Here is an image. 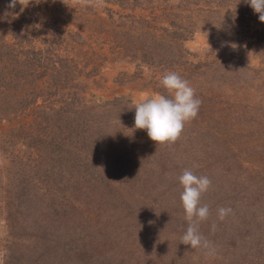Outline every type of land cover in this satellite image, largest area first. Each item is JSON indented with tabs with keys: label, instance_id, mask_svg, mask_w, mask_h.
<instances>
[{
	"label": "rangeland",
	"instance_id": "obj_1",
	"mask_svg": "<svg viewBox=\"0 0 264 264\" xmlns=\"http://www.w3.org/2000/svg\"><path fill=\"white\" fill-rule=\"evenodd\" d=\"M11 3L0 0V264H156V251L169 256L158 264H264L258 14L244 0ZM168 71L202 104L157 145L134 107L170 97ZM185 169L211 180L201 204L210 193L232 209L198 225L211 255L181 243ZM160 208L167 245L147 232Z\"/></svg>",
	"mask_w": 264,
	"mask_h": 264
},
{
	"label": "clouds",
	"instance_id": "obj_2",
	"mask_svg": "<svg viewBox=\"0 0 264 264\" xmlns=\"http://www.w3.org/2000/svg\"><path fill=\"white\" fill-rule=\"evenodd\" d=\"M20 0H12L9 7H14ZM81 6H96L100 0H74ZM258 14L260 22L264 23V0H244ZM160 84L170 93L169 96L156 94L135 105L134 127L146 130L148 137L156 144L175 143L181 136L187 122L198 115L202 101L197 98L195 89L178 73L168 71L160 78ZM183 187L180 199L188 221L186 232L181 237V243L190 245L192 249L209 250L210 242L199 232L198 225L210 215L209 206L201 204V196L211 186L207 176H197L191 169H185L179 176ZM231 208L219 207L218 219L223 221L230 213ZM215 225H213V230Z\"/></svg>",
	"mask_w": 264,
	"mask_h": 264
},
{
	"label": "trees",
	"instance_id": "obj_3",
	"mask_svg": "<svg viewBox=\"0 0 264 264\" xmlns=\"http://www.w3.org/2000/svg\"><path fill=\"white\" fill-rule=\"evenodd\" d=\"M1 112H3V111H1ZM4 118L5 117H2V115L0 114V121L3 120ZM126 191H127L126 197H128V193L130 192V190H126ZM147 194L149 195L150 198L152 197L151 195H154L151 192L148 193V191L147 192L144 191L143 192L142 199L147 200V197H148ZM209 195H211V194L210 193L207 194L206 197L205 198L203 197V199H202L203 204H207L209 206V210H210V215L207 218V221H209L210 219L213 218V214H214V216L217 215V209H218L217 208L218 207L217 204L211 203L209 201ZM154 198H155V200H154L155 201V205H158V203H156V202L159 200V197H156L154 195ZM156 207H159V206H156ZM154 210H151V211L154 213ZM171 217H172V212H165L161 208H160V210H158V214L155 217H151L153 220H155V222H152V223H149L148 224L147 232H150L151 233V240H153L155 242L158 241V243L160 245H162V244L167 245L170 242L169 241V238H166L168 236L166 235V233H164L165 228L163 226H166L165 225V220H167L168 218H171ZM183 221H187L185 219V215H184ZM178 223L179 222H176L175 221L176 227L178 226ZM147 232H146V230H143L141 232V234H143V233L146 234ZM183 234H184V232L181 233L180 236H183ZM164 236H166V237H164ZM144 239H145V236H144ZM177 243H179V242H177ZM179 245L180 246H183L182 244H179ZM173 247L176 248L174 245H173ZM159 252L160 251H156L155 252V254H156V256H155V258H156V264H158L160 261H162L163 263L168 262V259L167 258H169V256H167L166 251L164 253H162V254H160ZM171 259H174V260H171ZM171 259H170V263H174V261H176L177 258L175 257V258H171Z\"/></svg>",
	"mask_w": 264,
	"mask_h": 264
}]
</instances>
